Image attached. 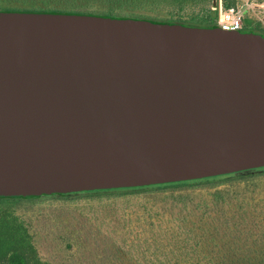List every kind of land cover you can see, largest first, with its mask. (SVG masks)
Instances as JSON below:
<instances>
[{"label":"water","instance_id":"95a60500","mask_svg":"<svg viewBox=\"0 0 264 264\" xmlns=\"http://www.w3.org/2000/svg\"><path fill=\"white\" fill-rule=\"evenodd\" d=\"M259 169L264 36L0 13V198L164 186Z\"/></svg>","mask_w":264,"mask_h":264},{"label":"trees","instance_id":"16d2710c","mask_svg":"<svg viewBox=\"0 0 264 264\" xmlns=\"http://www.w3.org/2000/svg\"><path fill=\"white\" fill-rule=\"evenodd\" d=\"M224 10L232 5L221 0ZM213 0H0V13H58L130 18L192 27H218ZM187 9L190 13L184 14ZM165 11L166 18L159 14ZM242 33L264 36L261 23L242 14ZM264 169L200 181L146 188L52 195L39 198H0V264H53L42 260L32 235L17 211L39 204L145 196L140 206L153 227L160 214L150 209L177 204L183 225L168 233L150 232L124 247H113L99 264H264ZM259 190V191H257ZM167 195L168 198L157 197ZM155 195V197L153 196ZM196 198L194 209L184 205ZM165 199H169L167 201ZM181 212H185L181 215ZM197 214H196V213ZM181 217V218H180ZM138 220V218H137ZM145 233V232H144ZM97 264V263H95Z\"/></svg>","mask_w":264,"mask_h":264},{"label":"rangeland","instance_id":"374dc122","mask_svg":"<svg viewBox=\"0 0 264 264\" xmlns=\"http://www.w3.org/2000/svg\"><path fill=\"white\" fill-rule=\"evenodd\" d=\"M214 1L215 7L212 8L218 11V5H222V2ZM230 1L233 2L231 7L241 11L243 17L260 22L264 28V0ZM189 10L183 13H190ZM159 17L166 18L165 11ZM259 193L258 198L264 199V186ZM192 196V201L184 205L186 211L197 205L196 198ZM157 197L168 198L161 194ZM144 198L140 195L108 200L48 202L18 210L17 215L34 235L35 247L42 260L53 264H99L101 259L111 256L113 247L126 249L130 241H136V237H143L147 233L146 237H149L150 232L168 233L167 225L177 231L183 225L174 219L178 217L176 213L184 209L181 205L170 209V204H160L150 209L151 213L160 214L159 222H155L153 227L149 226L151 220L140 207Z\"/></svg>","mask_w":264,"mask_h":264},{"label":"built area","instance_id":"2783aa9c","mask_svg":"<svg viewBox=\"0 0 264 264\" xmlns=\"http://www.w3.org/2000/svg\"><path fill=\"white\" fill-rule=\"evenodd\" d=\"M216 10V9H215ZM218 27L225 31H240L242 28V12L235 8L223 10L221 3L218 5Z\"/></svg>","mask_w":264,"mask_h":264}]
</instances>
